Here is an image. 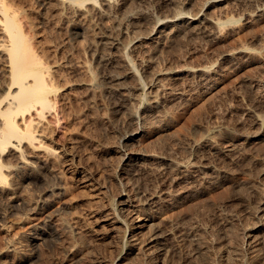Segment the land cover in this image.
<instances>
[{
  "label": "rangeland",
  "instance_id": "374dc122",
  "mask_svg": "<svg viewBox=\"0 0 264 264\" xmlns=\"http://www.w3.org/2000/svg\"><path fill=\"white\" fill-rule=\"evenodd\" d=\"M101 1L78 7L64 0H3L15 14L33 54L44 64L53 88L50 98L56 101L55 109L46 112L44 119L33 113L26 121H42L41 129L46 131L43 143L58 154L50 159L51 171L43 173L44 179L26 181L29 170L21 164L14 171V179L20 183L14 196L0 191V208L9 209L0 225V264H20L27 257H33L29 264H150L148 248L136 250L129 243L128 225L118 212L126 196L131 206L151 211L154 221L150 223L161 225L158 228L164 233L151 264H264V127L253 124L254 114L264 117L263 3L129 0L122 6L114 0L109 6ZM109 7L114 11L111 17L106 13ZM129 7L147 15L131 23L123 12ZM258 8L260 16L247 22V16ZM201 11L223 23L217 41L188 27L165 29L170 34L158 46L151 41L159 20ZM106 38L133 61L144 88L155 82L164 93L171 94V90L185 86L183 97L163 104L161 116L150 121L143 139L134 144L126 143L133 129L126 112L136 106L135 111L147 107L149 101L141 91L131 94L127 102L110 92L100 61ZM140 38L146 47L135 49L133 45ZM240 48L247 49V55L233 67L217 69L222 52ZM108 52L114 54L115 50ZM146 63L150 66L148 75L143 71ZM180 66L191 70L212 66L214 70L208 84L199 83L192 75H183L177 83L164 75L166 69ZM155 74H161L159 81ZM88 80L102 87L86 88ZM128 83L131 87L135 84ZM143 148L150 149L154 158L140 164L123 162L128 150L136 153ZM199 161L207 164L208 173L215 174L209 184H203L201 176L191 169L200 165ZM179 163H190L188 169L192 171L173 184V168ZM54 184L62 187V194L49 198L51 205H46V191ZM174 185L184 191L183 196L166 195L173 192ZM158 191L166 195L164 207L146 202L152 194L159 197ZM13 198L19 203L25 200L34 211L10 210ZM105 216L117 218L118 227L110 226ZM43 225L59 232L55 241L44 238L30 242L32 230ZM11 244L18 252L9 249Z\"/></svg>",
  "mask_w": 264,
  "mask_h": 264
},
{
  "label": "bare ground",
  "instance_id": "6f19581e",
  "mask_svg": "<svg viewBox=\"0 0 264 264\" xmlns=\"http://www.w3.org/2000/svg\"><path fill=\"white\" fill-rule=\"evenodd\" d=\"M64 1L71 2L73 4H76V6L78 5V7H80V6H84L85 3H87V2H91V4L93 2L97 5L99 0H64ZM102 1H103V4L108 3L110 6V3L111 2L113 3L114 0H102ZM117 1H118L119 5L124 6L129 0H117ZM135 1H137V0H135ZM174 1H172V2H174ZM66 2H65V4H66ZM220 2H221V0H210L208 3L215 5V4H219ZM261 2L263 3V7H264V0H261ZM127 5H129V4H127ZM113 6L117 7L116 5H113ZM130 6H132V5H130ZM78 7H75V8H78ZM94 9H95V7H94ZM96 9H97V7H96ZM108 9L109 10L106 13H107V15H109L111 17V15L114 11H113V9H111V7H109ZM129 9H130V7H129ZM129 9H127V11H123V12H125V16L124 15L123 16L126 17V20H128L131 23H135V22L137 23V21H139L143 16L147 15L146 12H142V10L141 11H136V10L133 11L132 9H130V10ZM76 11L79 12V10H76ZM146 11H148V10H146ZM115 12H116V10H115ZM202 12L203 11L197 12L195 14H190V15L178 13L174 17L172 16V18H168V19L165 18L163 20H159L156 24L154 23L155 27H153V33H154V35H156V37L153 36L154 38H152L151 41L154 43V45L156 44L158 46V44L165 37H168V36H166V34H168V35L170 34L167 31H166L167 33H165V29H167V28L169 29V27H175L178 29V31H180V29L183 27H188V30L191 29L192 32L195 31V33H196V31H200V33L206 34V35H208V37L217 41L221 37V33L223 31L222 29H224L223 23L221 21L208 18L206 15L202 14ZM81 13H83V12H81ZM259 13H261V8L256 9L253 12V14H251V15L248 13L249 15L247 16V19H246L247 22L252 21V20L254 21L255 18L260 16ZM262 13H263V11H262ZM76 14H77V12H76ZM101 15L103 16L104 13H102ZM87 17H89V15L86 16V18L84 16L85 19H87ZM113 19H116V18H113ZM180 23H183V24L181 25ZM226 28H227V26H226ZM171 29H173V28H171ZM171 29H169V30H171ZM177 29H174V30H177ZM172 31H171V33H172ZM185 31H187V30H185ZM0 33H1V37H2L0 39V63L2 62L1 65H3V67H4L3 68L4 69V80L2 81L0 79L2 81V83H0V94L1 93L3 94L1 96V99H0V191L5 193V194L11 193L10 195L14 196V194H12V193L14 190H17V188L19 187V184H20L17 180H15L16 177L14 179V173H15L14 171L17 172L16 169H18L21 164L23 165V167L25 166V168L28 169L29 172H32V174H30L28 172L29 175L24 177V179L26 181L28 179H30V181H31V179L41 180L43 178V173L50 169V166L52 164L51 163L52 161H50V159L58 154V152H57L58 150L56 151V150L52 149V147L49 148V146L48 147L45 146V144H44L45 142L43 143L44 139L46 138V136L44 135L46 133V131L44 132L41 129L42 121H40L46 117L45 116L46 112H49V111L51 112L53 109H55V102L56 101L55 102L53 101L54 100L53 97L50 98L51 94L53 92V88L51 86H49L50 82L47 81V76H46L47 71L45 73L43 66H42L44 64L43 63L41 64V62L39 61L40 59L38 60L36 58L35 54H33L34 52H32V50H31L32 48H30V46L28 45V41H26V37H25L24 33L22 32V30L20 29L19 23L15 17V14L13 13V11L11 12V9L8 8L7 4H5L3 2V0H0ZM186 34H188V33H186ZM171 35H173V34H171ZM183 36H186L185 32H184ZM142 39L140 38L139 40L136 41V43H134L133 46L135 49L141 50V49L146 47V44H145L146 42ZM103 41H105V43H106L105 48H104L105 53L102 54V56L100 57V61L102 63L101 65H103V68L106 72V76L104 75L105 80H106V84L110 85V86L107 85V87H109L112 90L110 92L111 93L113 92L115 94V96H117L118 98H122V100L124 102H127V101H129L128 99H131L130 98L131 94L132 95L134 93L137 94V92L141 91L142 94H144V96L145 95L147 96L146 98H148L147 100L149 101L148 102L149 104H147V107H139V109L135 111V109L137 107L136 106V107H134V110L126 112V113H128L127 114L128 118L126 117L128 124L133 126V129L131 128L132 130L130 131L129 135L126 137V143L132 144L133 142L139 141L144 136V129H145V127H147L149 125V123L151 124V122H150L151 120L153 121V119H156V117L161 116V111H163V110H161V108L163 107V104L169 102L170 100H177L178 98H180L182 96V94L184 93V89H185L184 87L185 86L184 87L182 86L184 89L177 87V89L171 90L173 92L171 94L164 93L165 90L163 91V89L157 87L158 84L155 86V82H153L150 87L148 86L149 89L144 88L143 85L141 84V82L139 81L138 73L136 72L135 67L132 64L133 61L131 62L129 60V58L127 57V55H125L124 53L121 52L123 50L116 47L114 44H112L111 41L108 40V38L103 39ZM111 49L115 50L114 54L108 52ZM247 53H248V50L245 48L236 49L234 51H231V50L224 51L218 57L219 58L218 59V65H217L218 67L217 66L216 67H217V69L218 68L224 69L226 67H233L235 64H237L239 59H241L242 57L247 55ZM153 59H155V57ZM214 62L215 61H213V63ZM140 66H142V65H140ZM146 66H147V63H146ZM180 67L169 68V70L166 69L167 71H166V73H164V75L168 76V78H170V80H172L176 83L179 82L180 80H182L183 75H185V74L188 76L192 75L193 77H197L200 80V81L197 80L199 83L201 82V84H204V83L208 84V82H209L208 80H210L208 78H210L209 76H211L210 75L211 71L213 72V70H214L213 69L214 67H212V66L206 67L205 69H196V70H191V67L190 68H182L183 66L181 68ZM142 69H143V67H142ZM149 69H150V66L148 65L147 69H143L144 73L148 75ZM217 69H215V71ZM87 70L89 71L90 69H87ZM218 70L216 71V73L219 72ZM48 73H49V71H48ZM50 75H51V73H50ZM50 75H48L49 78L52 76V75L51 76ZM159 76L161 77V74L160 75L159 74L154 75L155 79L156 80L158 79L157 81L160 80L158 78ZM50 80H51V78H50ZM53 80H51V81H53ZM90 80H91V77H90ZM105 80H103V81L105 82ZM129 81H133L135 84H133V86L131 87L128 83ZM195 81H196V79H195ZM96 82L95 83L90 82L89 84H86V83H84V84H86L85 85L86 88H92V87L95 88V86L96 87L101 86V83H98V82L96 83ZM149 83H151V82H149ZM106 84H104V85H106ZM183 84H185V83H183ZM195 84H197V83H195ZM179 87H180V85H179ZM139 94L141 95V93H139ZM140 95H138V96H140ZM134 97H137V96L135 95ZM138 98H140V97H138ZM121 101H120V104H121ZM135 101H136V99H135ZM171 104H173V103H171ZM129 106H128V108H130ZM257 106H259V105L257 104ZM122 107H125V106H122ZM33 113H36V115L38 114L37 117L40 120L37 123H35V121L30 120V122L28 123L26 121V118H27V116L32 117ZM165 114L166 113H164L163 115H165ZM252 116H253V114H252ZM156 120H158V119H156ZM162 122H163V120H162ZM253 124L256 126V128H259V129L263 128L264 127V117L259 116L257 114H254ZM259 132H260V130H259ZM145 133H146V131H145ZM248 133H247V135H248ZM255 133H258V132H255ZM250 135L251 134H249V136ZM254 135H256V134H254ZM140 142H142V141H140ZM129 146H133V145H129ZM131 149H133V148H131ZM131 149H130V151H131ZM145 149L143 148V150H140V152L138 150V152H136V153L135 152L131 153L128 150V153H125L122 156L123 162L125 164L126 163L132 164V163H139L141 161H145L147 159L154 158V154H153V152L150 151V149H149L150 152L147 149L146 150L148 152L147 151L141 152V151H145ZM199 152H200V150H199ZM157 154H158V152H157ZM198 163H200V165H198L197 167L193 166V167H191V169H194L195 171L194 170L193 171L195 173H198L201 176L202 181L201 180L200 181L203 184H207V183L209 184L215 178V174L208 173L206 171V168H207L206 163L201 162V161H199ZM194 164H197V163H194ZM189 166H190V163H187V164L179 163L178 165H176V167H174V168L172 167L173 170H175V174H174L175 177H173L174 179L172 180L173 184L176 183L178 178L182 177L181 176L182 174L185 175L186 172H189L191 170V169H188ZM143 170H142V173H143ZM49 171H51V170H49ZM185 176L187 177V174ZM216 180H218V179L216 178ZM172 187H173V190H172L173 192L170 191L171 193L170 194L167 193L166 195L172 194V195H175L176 197L177 196H183L184 191H181V189L178 186L174 185ZM185 187H187V186H185ZM62 190L63 189L60 185H55V184H54V186L52 185L46 191V195H47V198H46L47 204L46 205H48L50 203L48 200L49 198L54 197V196H59L60 194H62ZM162 192H165V191L163 190ZM152 195L149 197H146V200H147L146 202H149L150 204L151 203L158 204L159 207H164V205H165L164 197L166 196L165 193H162L159 197L152 196ZM126 197H127V198H125L126 200H123L124 203L122 205V208L120 209V211L118 210V212L122 213V215L120 217L124 220V222L126 223V226L128 225L126 228L128 229L127 232H129V234H130V237H129L130 242L129 243H131V246L133 248H135L136 250H142L143 247H147L148 249L146 248L147 249L146 252H148L147 255L149 256V259H150L149 261L154 262V259H155L154 255L156 253L155 251L158 249L162 240L164 239V233L159 230V228H158L159 225L156 227L153 225L155 223H153V224L150 223L153 220V217L150 216L151 211L148 212L147 211L148 209H145L146 210L145 211L144 209H141V207L139 208L138 206H131L129 204V202H130L129 197L128 196H126ZM14 198H16V197H14ZM14 198L11 200V203L9 204L10 210L14 211V210H18V209L20 210L21 209L23 211H29V212H31L33 210L32 205L29 204L28 202H26L25 200L19 199V200H21V202L19 203V201L14 200ZM177 198H179V197H177ZM174 199H176V198H174ZM170 202H172V201H170ZM168 204H169V202H168ZM171 204H173V203H171ZM49 205H51V204H49ZM4 208L5 207L0 208V225L3 224L2 222H4V220H5L7 210H9L7 208L6 209H4ZM156 208H158V207H156ZM106 218H107L106 222L110 226L118 227L117 226L118 222L116 221V220H118L117 218H113V216L112 217L107 216ZM120 226L122 227V224ZM146 228L148 229L147 231H145ZM57 232L49 231L43 225V227H40L38 229L34 228V230H32V232H31L30 238L28 240L30 242H34V243L39 242V240H42L44 238L55 241L56 236L59 235L58 234L59 232L58 233ZM127 241H129V240L127 239ZM9 249H11V251L18 252V247L13 245V244H11ZM32 258L27 257L24 260H20L19 263L20 264H29L32 261ZM151 262H149V263L151 264Z\"/></svg>",
  "mask_w": 264,
  "mask_h": 264
}]
</instances>
